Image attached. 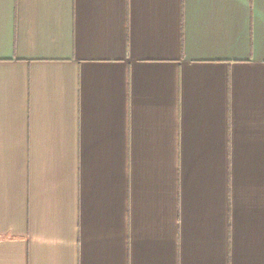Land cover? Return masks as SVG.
Returning a JSON list of instances; mask_svg holds the SVG:
<instances>
[{
	"label": "crops",
	"instance_id": "0c3cea01",
	"mask_svg": "<svg viewBox=\"0 0 264 264\" xmlns=\"http://www.w3.org/2000/svg\"><path fill=\"white\" fill-rule=\"evenodd\" d=\"M0 264H264V0H0Z\"/></svg>",
	"mask_w": 264,
	"mask_h": 264
}]
</instances>
